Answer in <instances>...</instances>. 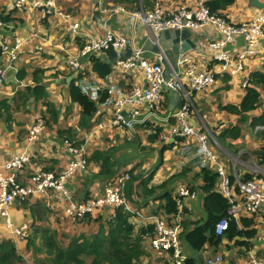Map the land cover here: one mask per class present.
<instances>
[{
    "label": "crops",
    "instance_id": "0c3cea01",
    "mask_svg": "<svg viewBox=\"0 0 264 264\" xmlns=\"http://www.w3.org/2000/svg\"><path fill=\"white\" fill-rule=\"evenodd\" d=\"M251 1L235 0L232 6L223 11L224 17L231 24H239L264 15V0H256L262 8L251 4ZM55 4L57 12L52 9L50 15L44 16L34 0H0V16H9L12 20L7 23L12 29L0 27V43L9 48L15 41L22 43L15 61L8 64L5 57L0 56V69H5V75L11 74V79L0 88V100H7L10 105L8 113L0 116V166L15 156H29L27 167L15 174V184L26 186L30 185V178L34 174H59L67 171L70 165H76L64 182V188L76 202L101 197L110 181L126 175L128 179L123 185V196L127 209L121 208L130 214L129 222L134 226L135 233L146 230L142 237L144 255L138 264H169L172 259L170 252L152 250L149 246L151 232L147 231L153 225L147 218L152 215L164 220L166 225L178 227V241L185 248L182 255L193 264H205L206 259L215 255L222 257L221 264H245L248 252L256 259H262L264 205L254 216L241 214L239 218L251 219L252 229L255 230L252 238L234 237L229 240L223 237L217 246L206 244L200 251H192L185 245L184 236L195 224L206 220L202 183L196 177L201 169L208 168L217 173L216 169L221 167L236 202L242 200L236 181L243 182L244 176L255 179L264 175V151L263 157L257 156L264 150V129L261 126L250 127V120L264 112V91L259 90V106L246 114L248 118L241 124L239 138H227L225 145L217 141L228 126L238 125L239 116L223 110V107L239 108L249 75L264 72V38L257 46V54L246 55L242 73H220L219 66L211 62L208 48L210 43L221 41L222 36L214 29L203 30L194 36V46L184 53L183 58L189 59L197 71L209 68L214 75L210 85L203 90L189 92L188 98L184 92L174 91L177 96L172 101L163 89L160 106L150 107L148 103H142L135 107L138 111L137 122L114 127L111 124L114 99L134 88L145 89L143 74L137 68L124 70L118 62L112 66L110 74L100 78L92 70L90 57L103 58V52L80 57L79 53L90 40L102 41L108 34H115L128 41L129 49L141 48L145 51V58L153 57L155 52L143 48L147 29L138 18L132 16L135 11L143 9L142 2L139 0L138 10L135 5L118 4L114 0H56ZM164 4L169 9L193 7L195 0H164ZM66 15L70 18L65 19ZM72 22L78 25L76 30L71 29ZM224 51L230 53V62L235 67L240 61L238 56L246 48L239 38L228 43ZM76 57L79 66L71 68L70 62ZM19 70H25L22 79H17ZM36 70L42 71L39 85L44 87L48 102L57 111L55 123L45 113L43 104L35 101L32 95L22 103L18 100V94L24 89L36 86L32 79V73ZM69 77L72 79L66 83ZM71 83L79 87L96 107L85 127L79 126L80 107L69 98L68 86ZM100 92L107 93L104 102H100ZM184 107L189 127L207 133L208 143L210 141L220 151V156H217V149H212L209 144L215 161H206L205 167L180 152L182 146H188L190 152L194 153L196 141L174 135L178 128L174 115ZM124 114L127 116V108ZM37 119L43 121V128L36 139L29 141V132ZM143 119L144 122L139 123ZM147 124L153 126L152 130H160L155 142L148 141L151 130L146 128ZM68 128L74 134L71 141L57 133ZM68 145L78 152L72 153ZM96 151L110 155L115 171L112 176L101 177L98 164L89 162ZM132 169L136 179L132 181L133 191L128 198L125 196L129 181L127 172ZM183 170L187 172L179 176ZM3 174L7 175L5 172ZM230 177H233L232 184L228 180ZM140 180H148V187L157 188L155 193L147 198L141 195L143 187ZM161 185L165 188H160ZM180 188H188L192 194L179 198L181 210L178 223H175L170 214L164 212L165 201L161 196L165 191L171 192L176 208L175 196ZM214 188L216 192L222 188L219 174ZM116 209L117 206L104 205L75 220L66 201L57 192L34 194L23 201L16 199L8 208L7 218L12 228L20 230L21 234L11 233L5 218L0 216V242L9 241L14 245L16 254L21 258L18 264H44L49 258L41 248L40 229H50L56 233L59 244L67 248L74 237L95 235L100 224L105 226L115 216ZM30 239L33 241L32 247H28ZM36 249H41V252Z\"/></svg>",
    "mask_w": 264,
    "mask_h": 264
},
{
    "label": "built area",
    "instance_id": "2783aa9c",
    "mask_svg": "<svg viewBox=\"0 0 264 264\" xmlns=\"http://www.w3.org/2000/svg\"><path fill=\"white\" fill-rule=\"evenodd\" d=\"M208 0H195L193 7H176L169 9L165 7L164 0H154L150 9H140L135 11L132 16L138 18L143 26L147 29V40L151 45L158 47L159 35L166 31H187L190 33V40H194L198 33L205 29H214L221 36V41H214L209 44L208 51L211 54V62L219 66L220 73H237L243 71V65L246 62V55H255L258 53L257 46L260 40L264 38V15L242 22L239 24H231L225 17L217 16L210 13L206 2ZM56 0H34V4L41 8L44 16L50 15L52 9L56 11ZM20 7V5H16ZM66 18H70L68 15ZM0 27L8 29L7 23L0 22ZM78 25L72 22L71 29L76 30ZM241 38L246 51L241 53L237 61L239 64L232 67L230 62V53L224 51L228 43ZM21 41H15L14 45L9 48L7 45L0 43L1 58L5 57L8 64L15 61ZM111 49L117 54L129 51L131 55L118 64L124 70L133 68L139 69L145 79L146 88H134L129 93L120 96L113 101L111 109V124L114 127H120L122 124L130 125L138 116L136 106L142 103H148L150 107H158L161 104L162 91L164 88L184 92L188 98L191 91H200L208 87L213 81V72L208 68L197 71L195 66L189 59L183 58L184 54H179L176 58V69L171 78L165 77V61L164 51L159 49L153 54V57L145 58V51L139 49H129L128 41L115 34H108L102 41L90 40L85 44L79 53L80 56H91L97 51ZM9 66V65H8ZM71 68H78V57L70 62ZM5 82V69H0V88ZM127 108V116L124 110ZM187 110L182 108L174 115L178 128L174 131V135L178 138H191L197 143L194 153L190 152V147L182 146L181 154L191 156L195 162L201 167H205L206 161H215L214 155L208 146L207 133H201L189 127L186 122ZM144 122L139 121V123ZM43 128V121L37 119L29 132V141L36 139ZM69 150L76 154L77 149L68 145ZM30 159L26 154L13 157L8 163L0 166V216L5 218L7 227L11 233L21 234L18 229L12 228L8 220V208L14 200H26L34 194H48L49 192H57L66 201L67 208L73 219L77 220L83 215L100 209L104 205H114L117 207H126L123 196V185L128 179L126 175L121 176L116 181H110L101 197L90 199L84 202L74 201L68 191L64 188V182L72 169L76 165H70L67 171L61 173L46 172L37 173L31 176L30 185L21 186L15 184V174L23 171L29 164ZM3 172L7 173L4 175ZM221 177L222 188L219 191L229 202L230 207L227 211V218L221 219L215 226V234L223 236L228 230L229 221L238 222L239 218L244 214L246 216H254L259 208L264 205V175L246 182L236 181L235 185L242 197L240 202H236L232 193L227 187V178L223 175L221 167L216 169ZM192 194L188 188H180L176 198V212L170 214V218L178 223V217L181 210V202L179 198ZM127 209V207H126ZM147 221L153 225L151 236H149V246L152 250L170 252L172 257L169 264H185V257L179 248L178 227L175 225H166L164 220L156 216H150ZM222 257L215 255L206 259L205 264H221ZM245 264H264V257L256 259L250 252L247 255V263Z\"/></svg>",
    "mask_w": 264,
    "mask_h": 264
},
{
    "label": "trees",
    "instance_id": "16d2710c",
    "mask_svg": "<svg viewBox=\"0 0 264 264\" xmlns=\"http://www.w3.org/2000/svg\"><path fill=\"white\" fill-rule=\"evenodd\" d=\"M118 4L135 5L138 10L139 0H114ZM154 1V0H153ZM143 9H150L153 5L152 0H141ZM235 0H208L206 6L210 13L223 16V11L234 4ZM151 6V7H150ZM0 20L4 23H10L12 20L9 16H0ZM101 57L91 56L93 72L100 78L106 77L111 72L114 64L126 60L131 53L117 54L111 49L102 51ZM1 56V53H0ZM40 73L42 71H34L32 79L35 87L26 88L18 94L20 103L24 102L28 96L32 95L35 101H40L45 107V113L49 116L53 123L57 118V111L54 106L48 102L44 87L41 83ZM25 70H19L17 79H22L25 76ZM260 88V89H258ZM264 91V72H254L248 77L245 93L240 103L239 108L232 106L223 107V110L234 113L239 116L238 125L228 126L224 133L217 138V141L225 145V139L236 140L240 136L241 124L247 120V113L256 109L260 103V92ZM68 94L70 101L77 104L81 109L79 126L85 127L87 120L93 115L96 107L81 89L74 84L68 86ZM107 98L106 92H100V102H104ZM10 105L7 100H0V116L3 113H8ZM261 126L264 129V112L259 117H253L250 120V127L254 128ZM152 125L147 124L146 128L150 131L148 141L155 142L159 129H153ZM59 136H63L71 141L73 130L57 131ZM262 141L264 144V131L262 133ZM263 151L257 153V156L263 157ZM89 162L98 164L100 168L99 175L104 178L112 176L114 171V163L108 153L96 151L89 159ZM133 171H128L129 181L125 187V196L130 197L133 191L132 181ZM187 170H183L179 176H184ZM201 180V190L203 192V210L206 214L204 223H197L194 228L184 236L185 245L192 251H200L204 245L217 246L222 241L223 237L232 240L234 237L252 238L255 235V230L252 229V221L249 218H241L238 223L233 220L229 221L228 230L223 236L215 235V226L223 218H227V211L230 207L228 200L214 189L218 173L210 169H201L197 176ZM142 178V177H140ZM149 180V179H148ZM148 180H140L143 187L142 194L145 198L155 193L157 188L148 187ZM229 183L232 184L233 177H230ZM251 180V177L244 176L243 182ZM160 188L164 189L163 185ZM161 198L165 201L163 210L167 214L176 211L174 196L171 192L165 191ZM130 214L125 212L121 207L116 209L115 216L106 222V225L100 224L98 231L91 237L80 235L71 239L67 248H63L58 240L57 235L50 229H40L41 248L49 258V261L44 264H138L140 258L144 255L142 249V237L146 234L145 229H141L139 233L134 232V226L129 222ZM238 226H240L238 228ZM153 227L149 226L147 232H152ZM33 241L30 239L28 247H32ZM41 252V249H36ZM21 258L16 254L14 245L9 241L0 242V264H18ZM185 264H193L192 261L185 259Z\"/></svg>",
    "mask_w": 264,
    "mask_h": 264
},
{
    "label": "water",
    "instance_id": "95a60500",
    "mask_svg": "<svg viewBox=\"0 0 264 264\" xmlns=\"http://www.w3.org/2000/svg\"><path fill=\"white\" fill-rule=\"evenodd\" d=\"M251 4L256 7L262 8V5H259L256 0H252ZM159 45L158 47L155 45H151L148 40L145 41L143 48H150L153 52H158L159 49L164 51V56L166 58L165 61V77L166 79L171 78L174 74V70L176 69V58L179 54H184L194 45L192 44V40H190V33L187 31H166L159 35L158 38ZM72 77L66 79V83L71 81ZM168 93L171 101L174 97H176V92L173 90H169L164 88Z\"/></svg>",
    "mask_w": 264,
    "mask_h": 264
},
{
    "label": "rangeland",
    "instance_id": "374dc122",
    "mask_svg": "<svg viewBox=\"0 0 264 264\" xmlns=\"http://www.w3.org/2000/svg\"><path fill=\"white\" fill-rule=\"evenodd\" d=\"M10 79H11V74H6V75H5V81L8 82ZM209 144H210V146H211L212 149H217L216 147H213V146L211 145L210 141H209V143H208V146H209ZM213 151H214V150H213ZM215 152H216L217 156H218V155L220 156V151H219V149L215 150ZM179 248H180L181 251H183V250L185 249V248H184V245L181 244V241H180V243H179Z\"/></svg>",
    "mask_w": 264,
    "mask_h": 264
}]
</instances>
